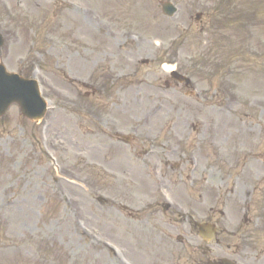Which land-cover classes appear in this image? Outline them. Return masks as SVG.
Segmentation results:
<instances>
[{
	"label": "rangeland",
	"instance_id": "374dc122",
	"mask_svg": "<svg viewBox=\"0 0 264 264\" xmlns=\"http://www.w3.org/2000/svg\"><path fill=\"white\" fill-rule=\"evenodd\" d=\"M166 1L179 7L173 18L161 12ZM3 2L10 10L7 13L0 7V24L8 27L10 45L0 53L1 60L8 71L22 78L32 76L31 60L37 59L43 68L44 93L52 98L59 95L57 108H49L53 113L47 137L59 153L66 176L74 181L54 182V166L41 151L38 120L23 117L13 104L0 118V264H134V260L138 264H179L174 260L177 256L181 260L185 256V264L221 258L247 263L240 255L241 232L248 236L259 218L264 219L263 213L247 211L250 203L262 206L258 191L250 195V179L257 176L249 168H238L244 172L242 179L239 176L241 187L233 201H226L227 187L235 184L238 169L222 167L213 179L217 186L209 207H222L226 216L206 213L180 226L182 219L160 206L148 170L153 159L139 161L144 143L130 126L143 112L160 107L156 102L161 101L164 108L154 119V129L162 142L171 141L168 127L171 115L178 116L179 103L163 100L167 97L166 72L161 64L176 56L195 75L203 96L200 100L183 97L186 113L177 121L176 133L186 132L193 139L190 144H196L197 135L190 127L196 126L206 107L222 105V92L230 93L239 97L232 111L236 118L228 120L230 130L227 116L217 118L209 112L208 122L219 119V139L226 130L231 137L239 134L236 147H251L250 162L262 155L264 0ZM198 14L200 21H196ZM134 32L136 41L140 37L144 41L139 48H134ZM144 58L150 59L149 65L142 64ZM95 84L103 85L105 92L98 93ZM72 96L77 105H66ZM84 112L96 121L87 120ZM244 126L250 128V136L241 132ZM116 133L129 144L112 142ZM186 149L180 147V151ZM199 153L200 179L205 180L212 165H217L216 156L207 147ZM239 158L238 164L243 162ZM173 159L164 150L161 166L175 182L170 168ZM68 190L73 195L69 203L62 197ZM172 190L181 200L176 186ZM76 216L88 223L92 233L121 246L122 254L114 255L83 233L75 224ZM204 220L218 221L222 231L217 242L200 241L195 223ZM261 225L263 233L254 232L252 238L264 249ZM248 264L256 263L248 260ZM258 264H264V257Z\"/></svg>",
	"mask_w": 264,
	"mask_h": 264
},
{
	"label": "bare ground",
	"instance_id": "6f19581e",
	"mask_svg": "<svg viewBox=\"0 0 264 264\" xmlns=\"http://www.w3.org/2000/svg\"><path fill=\"white\" fill-rule=\"evenodd\" d=\"M168 70H170V68H167ZM232 110V109H231ZM137 190H138V186H137V188H136Z\"/></svg>",
	"mask_w": 264,
	"mask_h": 264
},
{
	"label": "water",
	"instance_id": "95a60500",
	"mask_svg": "<svg viewBox=\"0 0 264 264\" xmlns=\"http://www.w3.org/2000/svg\"><path fill=\"white\" fill-rule=\"evenodd\" d=\"M30 113V112H29Z\"/></svg>",
	"mask_w": 264,
	"mask_h": 264
}]
</instances>
